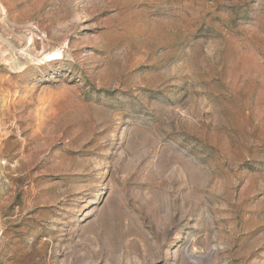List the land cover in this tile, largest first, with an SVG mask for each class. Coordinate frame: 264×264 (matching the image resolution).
<instances>
[{"label": "rangeland", "instance_id": "1", "mask_svg": "<svg viewBox=\"0 0 264 264\" xmlns=\"http://www.w3.org/2000/svg\"><path fill=\"white\" fill-rule=\"evenodd\" d=\"M0 42V264H264V0H0Z\"/></svg>", "mask_w": 264, "mask_h": 264}, {"label": "bare ground", "instance_id": "2", "mask_svg": "<svg viewBox=\"0 0 264 264\" xmlns=\"http://www.w3.org/2000/svg\"><path fill=\"white\" fill-rule=\"evenodd\" d=\"M5 42H7V41L5 40ZM9 45L12 46V44H9ZM60 55H61L60 52H50V53H47L46 56L42 60L43 61H52V60L60 57ZM13 60L14 61H13V64L11 66V69L13 71H23L24 69H26V67L28 66L29 63L35 61V58L32 59L30 56L29 57L26 56L24 58L16 56V57H14Z\"/></svg>", "mask_w": 264, "mask_h": 264}]
</instances>
